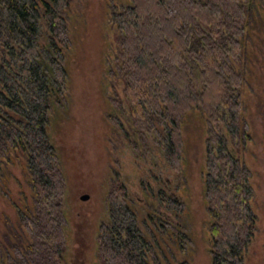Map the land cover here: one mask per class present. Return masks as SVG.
I'll use <instances>...</instances> for the list:
<instances>
[{
	"label": "trees",
	"instance_id": "trees-1",
	"mask_svg": "<svg viewBox=\"0 0 264 264\" xmlns=\"http://www.w3.org/2000/svg\"><path fill=\"white\" fill-rule=\"evenodd\" d=\"M72 3L0 0V178L20 167L29 191L13 206L19 230L9 220L6 234L0 230V264H66L67 179L52 131L69 101ZM256 11L264 28V0H128L113 11L115 52L107 66L115 94L117 85L121 92L111 101L125 116L116 127L134 161V182L121 168L113 171L98 264H171L164 238L177 251L191 249L182 162L185 117L193 111L207 120L211 264H246L259 216L242 156L249 131L236 62Z\"/></svg>",
	"mask_w": 264,
	"mask_h": 264
},
{
	"label": "rangeland",
	"instance_id": "rangeland-1",
	"mask_svg": "<svg viewBox=\"0 0 264 264\" xmlns=\"http://www.w3.org/2000/svg\"><path fill=\"white\" fill-rule=\"evenodd\" d=\"M128 0H73L69 10L71 45L67 56L69 101L54 121L53 138L59 148L67 179L66 264H98L95 253L98 228L108 219V192L113 171L121 168L134 182L133 159L121 148L116 127L117 118L126 123L125 116L111 101L115 96L108 73L115 45L110 17ZM259 12V10H258ZM255 15V25L249 28L242 52L236 62L243 72V117L249 137L242 156L253 173L256 191L254 206L259 216L256 237L246 256V264H264V28ZM200 82V75H193ZM117 93L121 86L116 87ZM116 95V98L119 97ZM207 120L199 111L185 117L183 171L187 183V222L191 231V249L177 251L163 240L165 258L171 264L187 261L190 264H211L209 249V218L204 199L203 171L205 168V138ZM157 162L163 164L160 154ZM171 180L166 170L162 176ZM20 167L0 178V230L6 221L16 224L15 204L22 205L29 196L28 186ZM134 188V186H132ZM132 192L137 193L135 189ZM85 194L88 201H82ZM135 195V194H134ZM29 200V199H27ZM14 226V225H13ZM12 227V226H11ZM7 226L8 228H11ZM165 241V242H164ZM173 252V254H171ZM176 257V259H175Z\"/></svg>",
	"mask_w": 264,
	"mask_h": 264
},
{
	"label": "flooded vegetation",
	"instance_id": "flooded-vegetation-1",
	"mask_svg": "<svg viewBox=\"0 0 264 264\" xmlns=\"http://www.w3.org/2000/svg\"><path fill=\"white\" fill-rule=\"evenodd\" d=\"M66 187H67V186H66ZM66 192H67V191H66ZM84 196H88V199H87V200H82V198H83ZM135 196H136V197H139V194L135 193ZM66 198H67V194H66ZM89 198H90V196H89L88 194H85V195H83V196L81 197V200L85 202V201H88ZM107 206H108V203H107ZM107 210H108V218H109V207H107ZM66 211H67V204H66ZM107 220H108V219H107ZM107 220H106V221H107ZM106 221H103V222L100 223L99 228H98V236H99V230H100V227H101L102 224H103L104 222H106ZM68 223H69V224H68V229H67V230L70 231V228H69V227H70V226H69V225H70L69 218H68ZM4 228H5V227H4ZM12 228L19 230V226H18L17 224H14V226L12 225ZM5 229H6V228H5ZM5 232H7V230H5V231L3 230V232H1V233H2V234H6ZM7 235H10V236H11L12 234H8V233H7ZM98 236H97V238H98ZM163 240H166V239L164 238ZM97 244H98V241L96 242V250H97ZM95 253H96V251H95ZM166 259H167V258H166Z\"/></svg>",
	"mask_w": 264,
	"mask_h": 264
},
{
	"label": "water",
	"instance_id": "water-1",
	"mask_svg": "<svg viewBox=\"0 0 264 264\" xmlns=\"http://www.w3.org/2000/svg\"><path fill=\"white\" fill-rule=\"evenodd\" d=\"M88 199V196H84L83 198H82V200H87Z\"/></svg>",
	"mask_w": 264,
	"mask_h": 264
}]
</instances>
